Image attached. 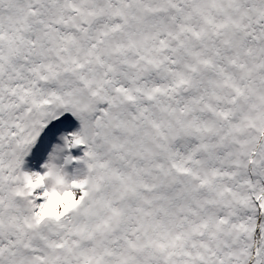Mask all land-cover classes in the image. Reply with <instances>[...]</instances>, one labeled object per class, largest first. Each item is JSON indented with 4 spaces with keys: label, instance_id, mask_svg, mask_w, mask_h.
<instances>
[{
    "label": "snow or ice",
    "instance_id": "snow-or-ice-1",
    "mask_svg": "<svg viewBox=\"0 0 264 264\" xmlns=\"http://www.w3.org/2000/svg\"><path fill=\"white\" fill-rule=\"evenodd\" d=\"M0 264H264V0H0Z\"/></svg>",
    "mask_w": 264,
    "mask_h": 264
},
{
    "label": "clouds",
    "instance_id": "clouds-1",
    "mask_svg": "<svg viewBox=\"0 0 264 264\" xmlns=\"http://www.w3.org/2000/svg\"><path fill=\"white\" fill-rule=\"evenodd\" d=\"M74 205V200L70 194H65L63 198L52 199L48 206L44 209L43 215L52 216L55 215L58 208H64L65 210L71 208Z\"/></svg>",
    "mask_w": 264,
    "mask_h": 264
},
{
    "label": "rangeland",
    "instance_id": "rangeland-1",
    "mask_svg": "<svg viewBox=\"0 0 264 264\" xmlns=\"http://www.w3.org/2000/svg\"><path fill=\"white\" fill-rule=\"evenodd\" d=\"M75 126H76V125H75V122H73L72 127H75ZM69 130H71V128H70Z\"/></svg>",
    "mask_w": 264,
    "mask_h": 264
}]
</instances>
